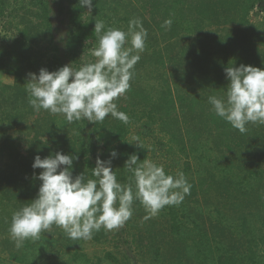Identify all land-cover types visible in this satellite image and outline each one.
<instances>
[{
  "label": "trees",
  "instance_id": "16d2710c",
  "mask_svg": "<svg viewBox=\"0 0 264 264\" xmlns=\"http://www.w3.org/2000/svg\"><path fill=\"white\" fill-rule=\"evenodd\" d=\"M92 2L89 14L79 0H0V74L12 78L0 82V264H264V124L249 123L241 134L208 102L226 94L228 66L264 69V16L249 20L254 10L264 14V0ZM133 18L148 35L130 89L114 101L128 124L111 115L69 123L62 114L34 111L28 73L94 62V23L127 32ZM166 19L170 29L162 27ZM134 135L144 149L128 143ZM57 152L78 157L72 175L86 179H95L98 157L111 160L118 182L134 191L124 164L135 153L166 174L182 171L190 194L155 216L134 200L125 237L102 227L90 240H72L53 225L17 248L12 214L41 184L34 157Z\"/></svg>",
  "mask_w": 264,
  "mask_h": 264
},
{
  "label": "clouds",
  "instance_id": "9594fccd",
  "mask_svg": "<svg viewBox=\"0 0 264 264\" xmlns=\"http://www.w3.org/2000/svg\"><path fill=\"white\" fill-rule=\"evenodd\" d=\"M79 5L92 12V0H79ZM172 23V19H166L162 27L170 29ZM104 29V21L94 23L99 37L98 47L92 50L94 62L78 69L69 64L53 72L41 68L38 75L27 74L26 90L34 111L62 114L69 123L81 119L102 122L109 115L129 123L128 115L118 111L114 101L130 89L134 66L145 50L148 33L138 18L129 21L127 32ZM129 36L130 46L126 47ZM224 72L229 81L226 94L208 98L215 114L241 134L248 131L249 123L264 124V69L241 64L228 66ZM133 142L144 149L138 136H132L128 143ZM116 155L115 151L110 153L113 158ZM75 159L78 157L60 152L43 159L34 157L32 168L42 170L35 177L41 184L36 198L12 214L9 232L17 248L26 240L39 239L53 225L72 240H90L102 227L109 231L123 227L133 215L134 200L155 216L165 206L179 205L190 194L191 184L182 171L175 176L166 174L163 165L152 160L139 163L135 153L124 164L132 173L135 191L131 183L118 182L111 160L99 157L92 168L95 179H86L84 173L73 177Z\"/></svg>",
  "mask_w": 264,
  "mask_h": 264
},
{
  "label": "rangeland",
  "instance_id": "374dc122",
  "mask_svg": "<svg viewBox=\"0 0 264 264\" xmlns=\"http://www.w3.org/2000/svg\"><path fill=\"white\" fill-rule=\"evenodd\" d=\"M263 16L264 14H259L257 13L255 10L252 11V13L249 15V20L252 24H258L262 19H263ZM55 23L57 25H59V21H57L55 19ZM65 31V27H61L60 26V33L64 32ZM61 35V34H60ZM94 48H92L90 51H89V54L92 55V50ZM93 57V56H92ZM90 58L86 57V56H82V62H86V61H89ZM0 82L2 83H6V84H11L12 83V78L11 77H8V76H5L3 74H0ZM5 136V128H2L0 126V141L4 138ZM116 232V237H122L126 235L127 233V224L125 223L123 225V227L119 228V229H115L114 230Z\"/></svg>",
  "mask_w": 264,
  "mask_h": 264
}]
</instances>
